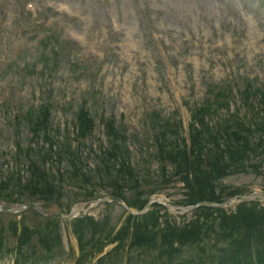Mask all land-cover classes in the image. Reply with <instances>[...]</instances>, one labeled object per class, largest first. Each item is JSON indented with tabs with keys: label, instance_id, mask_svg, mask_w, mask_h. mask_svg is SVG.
Masks as SVG:
<instances>
[{
	"label": "rangeland",
	"instance_id": "374dc122",
	"mask_svg": "<svg viewBox=\"0 0 264 264\" xmlns=\"http://www.w3.org/2000/svg\"><path fill=\"white\" fill-rule=\"evenodd\" d=\"M29 11L34 13L32 18L42 17L63 38L73 41L62 49L58 63L46 68L39 65L38 74L23 65L34 61L38 50L36 34L19 26L32 19ZM39 68L46 74L39 76ZM246 79L252 80L251 90L259 85L264 88V0H0V173L11 167L14 157L30 153L27 144L33 135L25 119L14 117L40 104L43 93L52 97L56 127L72 132L74 115L82 101H87L96 122L91 147L99 148L100 139L104 141L102 118H113L126 128L133 162L138 160L137 171L144 172L148 164L156 172L158 163L153 159L149 163L147 150L141 154L147 146L150 112L180 118L186 134L188 108L203 103L206 80L230 85L237 103ZM31 141L46 152L40 149L39 139ZM84 152L92 166L95 155L88 148ZM4 156L8 157L2 162ZM261 169L260 174H223L218 185L264 190V161ZM155 179L146 181L154 185ZM65 189L62 201L69 192L81 197L76 189ZM163 189L171 202L183 198L174 184ZM108 210L111 228L123 210L114 205ZM103 211L93 210L91 215L99 222ZM153 211L158 214L161 209L154 207ZM23 215L31 225L33 214L25 211ZM3 219L10 239L2 241L8 250L4 253L16 255V247L24 248L16 242L23 234L8 232L9 218ZM57 230L62 241L58 255L51 259L46 255L48 260L34 264L72 262L77 246L71 226L61 223ZM6 236L0 233L3 239ZM39 256L44 258L41 254L35 258Z\"/></svg>",
	"mask_w": 264,
	"mask_h": 264
},
{
	"label": "trees",
	"instance_id": "16d2710c",
	"mask_svg": "<svg viewBox=\"0 0 264 264\" xmlns=\"http://www.w3.org/2000/svg\"><path fill=\"white\" fill-rule=\"evenodd\" d=\"M231 125L233 126L231 128V140L229 144V150H228V156L230 158V161L234 163L233 165L237 168L242 169L244 160L250 159L251 154L258 155L262 152L264 149V116L262 121L259 122H248L245 123L240 119H232ZM227 136H230L228 133H226ZM257 139V142H256ZM255 143V145H254ZM257 143V144H256ZM228 145V142H227ZM170 158V156L168 155ZM220 160V159H219ZM221 162V161H219ZM41 173H39L40 175ZM42 180H46L43 178V175L41 176ZM198 182V179L195 180ZM191 185H193L192 182H190ZM197 185V184H196ZM202 186V184H201ZM52 188V186H48ZM243 211L247 215H236V216H223L220 224H219V231L221 233V236L228 237L227 232H229V235L232 236L234 241L236 242V246L240 247L242 246V240L243 238H248V240L251 239L250 230L251 227L255 224H259L262 221H264V209H256L254 207H245ZM250 226V229H246L247 226ZM223 227V231L221 229ZM199 227L196 226L195 229L197 231H200L198 229ZM190 234L187 231H182L181 229L172 228L170 231H168L167 236L175 237L176 240H178L177 237H181L180 239H189L194 235L193 230L189 231ZM199 235V233H198ZM263 234L259 233V240L264 241ZM165 243H163L164 246ZM163 252H165V249H163Z\"/></svg>",
	"mask_w": 264,
	"mask_h": 264
},
{
	"label": "water",
	"instance_id": "95a60500",
	"mask_svg": "<svg viewBox=\"0 0 264 264\" xmlns=\"http://www.w3.org/2000/svg\"><path fill=\"white\" fill-rule=\"evenodd\" d=\"M251 197H248L246 199H250ZM159 199V196H154L153 198L150 199L149 203L152 202V201H155V200H158ZM165 205L167 208H169L170 210H172L171 206L168 204V202L166 201L165 202Z\"/></svg>",
	"mask_w": 264,
	"mask_h": 264
}]
</instances>
